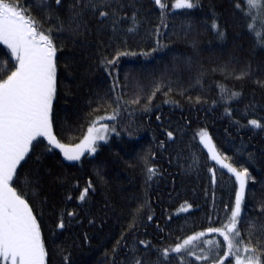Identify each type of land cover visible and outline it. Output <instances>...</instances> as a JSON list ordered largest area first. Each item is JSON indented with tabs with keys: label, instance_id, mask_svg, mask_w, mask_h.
I'll return each instance as SVG.
<instances>
[{
	"label": "trees",
	"instance_id": "1",
	"mask_svg": "<svg viewBox=\"0 0 264 264\" xmlns=\"http://www.w3.org/2000/svg\"><path fill=\"white\" fill-rule=\"evenodd\" d=\"M166 2L170 6L171 0ZM18 3L45 30L52 29L58 49L54 131L63 142H78L95 116L111 111L107 105L94 109L98 96L112 87L114 76H118L117 91L125 94V100L143 89L140 103L129 105L122 114L120 134H111L96 153L70 162L59 150L46 152L41 145L22 162V177L27 175L34 182L36 195L29 191V200L41 223L48 264H129L130 248L144 249L139 240L167 247L177 236L206 228L209 217L216 221L217 213L222 216L224 204L234 203L238 185L207 157L195 135L201 128L237 167H248L251 179L246 186L245 212L259 217L257 224L264 223L260 211L264 203V127L248 123L257 119L264 125V47L249 35L234 0H197L198 7L192 10H172L166 28L160 24L154 0H122L127 17L134 11L138 14L140 24L132 32L127 31L130 19H124L113 32L110 24L101 25L83 8L78 9L83 11L81 27L73 30L68 21L74 0H62L60 6L55 0ZM213 23L225 33L223 38ZM116 50L129 55L105 71L101 57H111ZM225 66L228 71L222 72ZM6 68L11 64L0 53V74ZM241 71L247 75L237 78ZM158 83L164 86L149 102ZM219 85L238 95L222 99ZM167 131H173L174 139H168ZM150 153H155L150 159L157 174L148 181L141 157ZM194 155L197 165H193ZM210 167L215 168V181ZM89 180L92 188L81 201L78 197ZM185 202L191 207L180 212ZM141 204L136 228L129 230L132 214ZM61 220L63 228L58 227ZM214 236L222 240L216 234L205 239ZM252 242L256 243V237ZM143 259L155 260V251ZM188 259L201 264L194 256Z\"/></svg>",
	"mask_w": 264,
	"mask_h": 264
},
{
	"label": "snow or ice",
	"instance_id": "2",
	"mask_svg": "<svg viewBox=\"0 0 264 264\" xmlns=\"http://www.w3.org/2000/svg\"><path fill=\"white\" fill-rule=\"evenodd\" d=\"M154 3L159 9L160 24L165 28V21L172 15V10L198 7L197 0H171L170 6L166 0H154ZM55 4L60 6L62 0H55ZM124 7L122 0H74L68 27L76 31L80 29L83 11L78 9L83 8L96 16L101 25L110 24L113 32L124 19H130L131 26L127 31L132 32L139 27L138 14L134 11L131 17H127L123 13ZM234 7L244 19L254 42L264 47V0H234ZM60 24L62 28L63 21ZM212 28L217 30L218 37H224L225 33L218 30L216 23L212 24ZM51 33L52 29L45 30L18 0H0V45L4 46L0 48V53L7 56L11 64V68H6L4 74H0V264H48L41 223L29 200V191L36 195L32 187L34 182L27 175L22 177V162L26 163V158L30 159V154H34V150L41 145L46 152L59 150L67 161H80L82 156L96 153L100 142H107L113 133L120 134L117 129L122 114L129 110L128 106L139 104L142 99L143 89L140 88L133 98L125 100V94L117 91L120 87L118 76H114L112 87L98 96L94 109L99 111L107 105L111 111L106 110L103 115L95 116L78 142H63L54 131L53 102L58 88V49ZM156 35L159 36V26ZM126 55L129 53L116 50L111 57L102 56L100 63L108 71L116 67L121 56ZM220 70L228 71L227 66ZM245 75L247 73L241 71L237 78ZM163 86L162 83L154 85L153 92L148 96L149 102ZM219 88L222 99L231 100L238 95L225 85H219ZM248 123L256 128L264 127L257 119H251ZM166 135L169 140L174 139L173 131H167ZM195 135L206 149L207 157L234 177L238 185L234 203L224 204L223 215L217 213L216 221L209 217V224L203 230L182 238L177 236L175 242L167 247L139 240L144 249L130 248L129 264H172L173 260L176 264H194L188 259L193 256L201 264H264V223L257 224L260 218L250 217L245 212L246 186L251 179L248 167H237L231 157L222 154L206 129H199ZM159 146L163 148L164 141ZM154 156L155 153H150L141 157L148 181L157 174L156 166L150 159ZM197 164L198 158L194 155L193 165ZM209 172L215 181V168L210 167ZM91 188L92 182L89 180L78 199L84 201ZM143 207L141 204L133 212L129 230L136 228L137 215ZM190 207L185 202L179 211L187 212ZM260 211L264 213V203L260 204ZM148 219L152 220V216L149 215ZM217 222L219 226H216ZM244 225L246 227H242ZM58 227H64L63 220ZM208 234H216L222 240L215 236L205 239ZM253 237H256V243L252 242ZM119 245L120 241H117ZM196 249H199V253ZM116 250L114 247L113 251ZM153 251L156 253L155 260L143 259Z\"/></svg>",
	"mask_w": 264,
	"mask_h": 264
},
{
	"label": "rangeland",
	"instance_id": "3",
	"mask_svg": "<svg viewBox=\"0 0 264 264\" xmlns=\"http://www.w3.org/2000/svg\"><path fill=\"white\" fill-rule=\"evenodd\" d=\"M103 142V141H102ZM101 143V142H100ZM70 162H75V161H70ZM214 162V161H213ZM215 163V162H214Z\"/></svg>",
	"mask_w": 264,
	"mask_h": 264
}]
</instances>
